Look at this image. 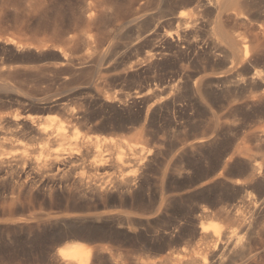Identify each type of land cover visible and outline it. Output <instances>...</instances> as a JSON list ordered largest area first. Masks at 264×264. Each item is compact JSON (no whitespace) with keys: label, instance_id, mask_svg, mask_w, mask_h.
I'll list each match as a JSON object with an SVG mask.
<instances>
[{"label":"rangeland","instance_id":"374dc122","mask_svg":"<svg viewBox=\"0 0 264 264\" xmlns=\"http://www.w3.org/2000/svg\"><path fill=\"white\" fill-rule=\"evenodd\" d=\"M91 2L92 0H0V63L2 61L0 66L4 67H0V71L6 73L7 76L3 80L10 85L6 89L0 87V116L21 113V109L11 105L9 98L15 96L34 104L43 99H61L68 110L74 108L73 110L87 115L86 127L64 123L71 142L74 140L73 136L77 134L78 138L100 140L112 137L125 143L139 138L136 140L139 147L149 149L161 147L162 151L170 148L172 143L175 144L168 156L161 155L162 160L159 158L157 163L147 167L143 184L145 187L132 193L131 197L134 196L132 200L125 186H122L120 191L115 190L116 187H113L111 181L105 180L108 182L107 186L101 187L102 189L98 191L97 185L94 184L97 177L87 174L82 169L73 171L75 174L71 173L72 175L68 176L72 181L68 183L64 179L63 182L60 181L61 179L57 176L55 178L48 168H44L46 165L43 167L36 163L35 159L39 156L33 149L44 145L42 142L19 133L12 127L0 126V144L9 142L12 144L11 147H14L0 148V155L10 154L9 158L11 157L8 163L0 164V168L3 169L0 173V264H62L54 254V249L59 245L57 242L70 235H91L92 231L86 227H72L74 225L71 222L65 224L59 222L73 218L95 219L111 214L129 216L142 221L138 222L141 228L137 231L140 235L145 234L154 245L153 249L141 250L135 245L136 240L119 238L125 243L122 245L123 250L122 248L120 250L123 264L124 260L125 264H129L130 260L131 264H171L165 261L170 255L191 258L195 264H264V188L240 186L227 189L229 191L219 188L214 194L201 192L185 196L169 208L164 204V198L176 196L175 192L180 183L191 182L192 178L189 177L173 178L175 173L172 170L175 166L182 167L186 158L196 163L200 162L199 155L183 153L184 148L194 142L195 136L203 137L204 140L216 137L218 144L229 141L231 145H242L245 148L246 160L253 164L262 163L264 181V139L256 138L264 135V114L245 111L239 102L228 103L219 98H215L212 105L207 108L191 93L185 80L186 76H193L192 82L202 84L218 79L233 81L239 77L250 76L255 71H260L264 76V37H255L251 32L257 21L264 23V14L253 17L256 22L250 26L234 23L231 19L221 20L223 27L235 37L246 38L254 54L259 52L260 62L247 69L239 64L223 63L222 56H217L212 62L204 56L185 58L167 55L164 46L165 36L170 33L174 36L177 32L176 25L168 24L169 18L164 13L170 7L169 0H113L111 14L104 13L103 7L99 9V17L97 16L99 31L92 32L97 45L94 55L96 64L90 60L73 68L57 66L59 64L57 56L62 53L77 58L87 52L84 41L91 26L88 22V5ZM97 3H102V0ZM260 6L264 11V1ZM180 11L188 12V16L195 19L198 24L204 21L203 16L193 11V8H175L176 14ZM205 34L206 30L201 27L192 40L199 45L210 46V40H207L209 36L206 37L208 34ZM157 49H162L164 56L159 57ZM117 59L122 66L136 62L137 69L133 75H118L119 70H116L115 74L116 71L111 70V66ZM8 65L11 66L7 72L9 68L5 66ZM20 66L24 68L21 67L20 70ZM16 71L21 72L18 74ZM89 93L92 96L102 95L101 97L124 101H131L128 99L131 96L138 98L135 99L136 106L123 111L100 112L97 106L90 108L80 103V97L90 95ZM144 95H147V98ZM171 100L175 102L174 107L170 104ZM156 101H161L160 105L155 107V110L147 112ZM38 109L28 114L42 122L53 117L63 122L58 109L48 112ZM119 118L128 121L126 122L129 131L114 129V132L110 129L108 132L95 129V126ZM180 135L181 137H178ZM181 138L185 141L177 144V140ZM68 148V142L65 141L53 146L52 149L60 152ZM119 151L125 154V146H121ZM212 151L213 149H206L200 155L208 156ZM13 152H16L13 154L15 157L11 154ZM20 153L26 158L19 159L17 156ZM106 154L114 153L110 150ZM88 161L85 165L90 163ZM165 170L172 176L163 177ZM82 175L89 181L84 180ZM78 176L82 177V184L78 182ZM245 177L234 175L232 178L247 183ZM254 206H259L260 210L254 211L252 209ZM200 207L203 209L206 207L210 211L225 209L232 219L230 222L216 217L202 219L198 217L203 210ZM145 220L149 222L145 224ZM24 223L28 224V227H25L27 230L19 227L25 225ZM192 225L208 228V233L211 232L212 225L222 226L228 233L221 234L220 241L216 242L214 238L209 237L210 234L205 239L193 235ZM60 226H64L65 229ZM224 231L222 233H225ZM138 232L135 230L137 235ZM169 233L174 236L171 243L168 242L171 237ZM245 233L249 234L246 236ZM238 239V253L242 255L235 254L233 250ZM131 241L132 245H128ZM213 246L218 249L216 248L214 255H210ZM54 256L59 261H55Z\"/></svg>","mask_w":264,"mask_h":264},{"label":"bare ground","instance_id":"6f19581e","mask_svg":"<svg viewBox=\"0 0 264 264\" xmlns=\"http://www.w3.org/2000/svg\"><path fill=\"white\" fill-rule=\"evenodd\" d=\"M98 1L99 0H92V2L89 3L88 5V11H89L88 22L91 24V26L87 33L88 34L87 38L84 41V45L86 46L87 52L84 55L77 57V58H73L65 53H62L61 55L57 56V59L59 60V64H57V66L58 65L59 66L62 65L64 67L71 66V68H73V66L75 67V65H79V66L81 64L83 65V62L85 61L91 60V63H95L97 61L94 58V55L96 54V51H97V45H96V41L94 40V34L92 32L99 31V27H98V17H99L98 13L100 12L99 9L103 7V12L107 14H111L113 10L112 9L113 0H102V3L100 4L97 3ZM263 1L264 0H169L170 7L169 9L167 8L168 11L166 9L164 13L167 14L169 18L167 21L169 22L168 24L176 25L177 32H176V35L174 36L171 33L165 36L164 46L166 48L165 49L166 54L169 56L172 55L173 57L182 56L185 58H189L190 56H194V57L204 56V57H207L212 62H214V59L217 56H222L223 63H227L229 65L239 64L247 69L252 68L253 66H255L256 64L260 62V57L258 55L259 52H256V54H254L252 51L251 45L248 41H246V38L238 39L237 37H235L232 34V32L230 33L226 28L223 27L221 20L224 18L227 20L231 19L233 20L234 23H240L246 26H250L254 22H256L253 17H260L262 16V14H264V11L262 10V7L260 6ZM176 7L177 8L178 7L193 8V11H195L196 13H200L203 16L204 21L198 24L195 21V19L190 18L188 16L189 14L186 11H180L176 14L175 13ZM201 27L206 30V33L208 34V35L205 34L207 35L206 37L209 36L207 40H210V46L207 45L206 47L203 45H199L198 43H196L195 40H192L195 34L198 32V30L201 29ZM251 32L254 34L255 37H260V36L264 37V23L257 21L254 27L251 28ZM4 44L6 45V43ZM157 51H158L159 57L164 56L162 49H157ZM9 66L11 65H8V67L5 66V68H9ZM21 67L23 66H20L19 68L20 70H21ZM52 68L54 69V67H51V69ZM111 68L110 69L114 70V72L116 70L117 71L119 70L118 75H122V74L123 75H129V74L133 75V72H135L137 69V63L129 62L127 65L122 66L120 60L117 59V62H115L114 65L111 66ZM9 70L10 68L7 70V72ZM14 70L15 69H13V71ZM117 71L115 72V74L117 73ZM20 72H17V73L19 74ZM85 75L87 76V74ZM5 76H7L6 73L4 71H0V87L2 88L4 87L6 89V88H9L10 85L3 80ZM192 78L193 76H186L185 77L186 83L189 84V89L191 93L195 95L197 98H199L201 103L205 105L207 108L212 105L215 98H219L220 100H223L228 103L239 102L240 107L245 111L258 113V114H264V76L261 75L260 71H255L250 76L239 77V78L233 79V81L229 79H224V80L218 79V80H212L206 84H202L199 82L198 83L192 82ZM101 96L99 95L92 96L91 94L90 95L85 94V96H81L82 98L80 97L79 100L81 101L80 103L90 108L97 106L100 112L109 111L111 113H116L118 111H123L126 108L136 106L135 99L138 98L137 96H131L128 98L131 101H127V100L124 101V100H120L116 98L101 97ZM144 96L146 97L147 95H144ZM9 99L11 101L12 106H15V107H18V109H21L20 111L21 113L15 114V115L12 114V116H10L11 114L9 116H6V115L0 116V126L1 127L3 126L12 127L16 129L19 133L25 134L27 136H31L39 140L40 142H42L44 145L37 146V148L33 149V151L36 152L39 156L38 159H35L36 163L40 166L46 165L47 167H44V166L43 167L48 168L49 172L55 175V178L57 176V178L61 179L60 181L64 179L66 183L70 182V180L72 181V179L71 178L69 179L68 176H70V174L73 171L82 169L87 174L89 173L97 177L94 181L96 183L94 184L97 185L96 189L98 191L102 189L103 187L107 186L106 184L111 181L110 183L113 184V187L114 186L116 187L115 190L120 191L121 188H123L122 186H125L127 188L128 195H130L131 197V194L134 193L136 190L142 187H145L143 186V184H144V178L146 175L147 167L152 163H155V162L157 163L158 159L161 158L160 157L161 155L168 156L172 151V146L175 144V143H172L173 145L170 144L171 145V146L169 145L170 148L162 151L161 147H160L161 150L155 149L156 147H154V149L153 148L149 149V147L147 148L143 146L139 147L140 145L136 141L139 138L137 139L134 138L132 142L125 143L123 141H119L118 139H114L112 137L111 138L109 137L106 139L102 138L100 140L98 139L91 140L88 137L78 138L77 134L73 136L74 140L73 142H71V139L66 134L64 123H67L73 126L79 125L81 127H86L87 126L86 124L87 115L85 116V114H83L84 112L82 113L81 111L80 112L77 110L75 111L73 110L74 108L72 110H68L69 108L68 107L66 108L67 105L65 106L64 105L65 103H63L61 99H53V98L43 99L39 103L37 102L38 104H34L33 102L29 100L28 101L23 100L21 99V97H18V96H15ZM160 103L161 101H156L154 104L150 106L147 112H151L155 110L156 109L155 107L159 106ZM170 104L174 107L175 102L171 100ZM36 108H39L38 110L47 111V112L49 110L58 109V111L60 112L61 118L63 119V122L54 119V117L51 119H48L45 122H42L37 117L31 116L30 114H28L29 112L33 111ZM126 121H127L126 119L119 118L118 120L106 121L105 123L102 122L103 124L102 125L99 124L100 126H95V129L96 130L100 129L104 131L106 130L108 131L110 129H113V130L115 129L117 131H129V126H127L128 121L127 122ZM181 135L178 137H181ZM256 138L264 139V135L262 136L259 135ZM204 139L205 138L203 137L197 138L195 136L193 140L194 142L187 145L186 148H184L185 150L183 151V153H189L195 156L199 155L198 156L199 158L196 157L200 160L199 163L191 161L190 158H186L185 163L183 164L182 167H178V166L173 167L174 170L172 171L173 173H175L173 178L181 179V178L189 177L192 179L190 183H186V184H184L185 182L180 183L178 190L176 192L173 191L176 193V196H174L173 198H164V204L166 208L171 207L172 204H174L178 200L181 201L185 196L195 195L201 192H207V193L214 194V192H216L219 188H224L226 190L234 189L240 186L242 188L243 187L256 188V186L264 188V181H262L263 179L262 163L253 164L250 161L246 160L245 159V148L242 145H231V142L229 141L228 142L225 141V143L218 144L219 141L216 137H212L206 140ZM65 141L68 142V145H69V148L66 151L58 152L52 149L53 146L57 145L60 142H65ZM177 141H178L177 144H182L185 141V139L181 138V140H177ZM11 146L12 144L9 142H2L0 144V148L9 147L10 149L11 148L13 149L14 147H11ZM121 146H125V149H126L125 154L119 151L121 149ZM206 149H213V151L208 156H201L200 153L203 151H206ZM110 150H112L114 154L112 155L106 154V152ZM11 154L12 155L16 154V152H13ZM18 155L19 156L17 157L19 159L24 158V155H22L21 153ZM9 156L10 154H5L4 156L0 155V164L2 165V163L3 164L8 163V159H11V157L9 158ZM87 161L90 163L85 165ZM0 169H1L0 170V173H1L3 169L2 168ZM234 175L246 176L245 179L247 180V183L243 182L241 179L240 180L233 179L232 177ZM164 176L169 177V176H172V174H167V171L165 170L163 172V177ZM72 178H75V177H72ZM164 179L165 178H163V182H164ZM84 180H87V179L84 178ZM105 180H107L108 182ZM57 181L59 182V180ZM58 182H56V184ZM78 182L82 184L81 183L83 182L82 177L78 179ZM50 183H51V180H50ZM74 183H76V180H74ZM59 184H61V182ZM108 185L110 186L111 184H108ZM83 187H85V185ZM166 189L167 191L169 190V185L166 186ZM102 193H101L102 196L103 194L105 195V193L103 194ZM118 194L120 193L118 192ZM101 195H97V196H101ZM133 197H131L130 199L133 200ZM119 201L122 202V199L119 198ZM213 206L215 207V205ZM258 207L254 206L252 209L254 211H259L260 209L258 210ZM200 208L203 209V207H200ZM204 208L205 209L201 210L200 215H198V217L202 219L209 218V217H216L226 222L228 221L230 222L232 219L229 212L226 211L225 209L219 208L218 210L216 209L215 211H210V209H207L206 207ZM27 220H25V222H27ZM68 222H71V224L74 225V226L71 225L72 227H77V228L86 227L90 231H92V234L91 235L86 234L87 236L86 235L85 236L70 235V234L69 236L67 234L69 237H65L60 242L56 241L57 244L59 243V245L57 246L56 249H54L55 251L54 254L62 262V264H94L95 262L96 263L99 262V264H123V261H122L123 256L121 257L122 253L120 252V250L122 248V245L125 243L121 242L120 241L121 239L119 240V238L121 237H122V240L123 238H126L125 240L127 239L136 240L137 243L136 244L134 243V244L137 245V247L141 250L142 249L150 250L154 248L153 243H151L152 241L148 239L145 234L140 235V233L137 231V229L141 228L138 226V222H142V221L136 220L133 217H129V216L124 217L118 214H111L106 217L102 216V217H98L95 219H87V218L63 219L59 223L65 224ZM147 222L149 221L148 220L144 221L145 224H147ZM59 223H57L56 225H58ZM19 227L25 228V227H28V224L21 225ZM210 228H211V232L208 233V228H204L201 226L198 227L197 225H192L191 232L193 235L202 237L204 239L209 236L208 234H210L209 237H211L212 239L214 238V241L216 242L220 241L219 237L221 234L228 233L223 230L222 226L212 225ZM25 230L27 229L25 228ZM135 230L136 232H138L139 235L135 233ZM222 230L225 233H222L223 232ZM169 235L171 237H169L170 239L168 238L169 239L168 242L171 243L174 240V236L171 235L170 233ZM126 242H129V241H126ZM238 243H239V239H238L237 245L235 243V248L233 249L235 254H239L238 253L239 248L237 247ZM126 245L124 246L129 248ZM128 245H132V241H131V244H128ZM216 248L217 247L213 246L212 250H210V255L215 254ZM239 255H242V254H239ZM56 257L54 256V258ZM57 258L55 259V261L58 260ZM128 260L126 262H128ZM165 261L171 264H195L193 259L191 260V258H186V257H181V256L173 257L172 255L167 256L165 258ZM130 262L129 264H131ZM124 264H125V260H124Z\"/></svg>","mask_w":264,"mask_h":264}]
</instances>
